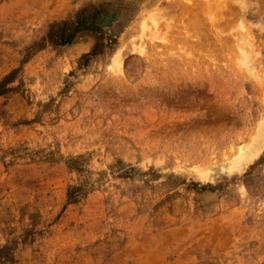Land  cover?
Here are the masks:
<instances>
[{"label":"rangeland","instance_id":"obj_1","mask_svg":"<svg viewBox=\"0 0 264 264\" xmlns=\"http://www.w3.org/2000/svg\"><path fill=\"white\" fill-rule=\"evenodd\" d=\"M0 264H264V0H0Z\"/></svg>","mask_w":264,"mask_h":264},{"label":"bare ground","instance_id":"obj_2","mask_svg":"<svg viewBox=\"0 0 264 264\" xmlns=\"http://www.w3.org/2000/svg\"><path fill=\"white\" fill-rule=\"evenodd\" d=\"M118 64V63H117ZM119 65V64H118ZM120 67V66H119ZM117 67V68H119ZM245 156V153L244 154H241V150L239 151V155L237 156L235 162L238 163V162H243L245 160V158L243 159V157ZM235 163V164H236ZM231 168V167H230ZM232 169V168H231Z\"/></svg>","mask_w":264,"mask_h":264}]
</instances>
